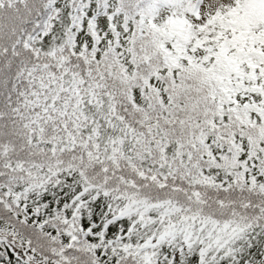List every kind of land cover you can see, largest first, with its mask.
I'll return each mask as SVG.
<instances>
[{
  "label": "snow or ice",
  "instance_id": "obj_1",
  "mask_svg": "<svg viewBox=\"0 0 264 264\" xmlns=\"http://www.w3.org/2000/svg\"><path fill=\"white\" fill-rule=\"evenodd\" d=\"M0 264H264V0H0Z\"/></svg>",
  "mask_w": 264,
  "mask_h": 264
}]
</instances>
